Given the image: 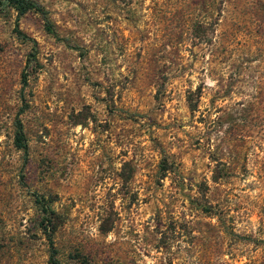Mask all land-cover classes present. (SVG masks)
<instances>
[{
    "label": "rangeland",
    "instance_id": "obj_1",
    "mask_svg": "<svg viewBox=\"0 0 264 264\" xmlns=\"http://www.w3.org/2000/svg\"><path fill=\"white\" fill-rule=\"evenodd\" d=\"M34 1L56 36L0 4V264H264V0Z\"/></svg>",
    "mask_w": 264,
    "mask_h": 264
},
{
    "label": "trees",
    "instance_id": "obj_2",
    "mask_svg": "<svg viewBox=\"0 0 264 264\" xmlns=\"http://www.w3.org/2000/svg\"><path fill=\"white\" fill-rule=\"evenodd\" d=\"M0 4H1L2 8H6L8 6L13 8L16 11L17 16L25 13L28 10H34V11L40 13V15L44 18V20L46 22V29L52 35L56 36L53 28L51 27L50 24H48V19L45 17V12L43 11L42 7H40L39 4H37L34 0H0ZM16 32H17L18 36H22V38L28 40V42H30V46H31L30 47L31 51L28 52V54L25 57L24 64H23V67L21 70V75H20L21 76V82L25 83L26 76H27V70L31 66V63H33L35 60L36 43L32 38L27 37L19 29H16ZM194 108H195V105H189L190 110H194ZM21 111H22V108H19L18 112H21ZM13 144L15 147H17L18 149H21L25 153V151H26L25 138H24V134L22 131L20 121L17 118L14 121ZM165 169L166 168H164V170ZM41 211L44 214L48 213V209H47L46 205L41 204ZM55 264H57V263L55 262Z\"/></svg>",
    "mask_w": 264,
    "mask_h": 264
}]
</instances>
